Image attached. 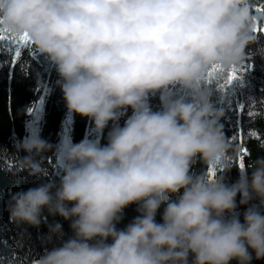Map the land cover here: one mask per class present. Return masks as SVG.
<instances>
[{
  "label": "clouds",
  "instance_id": "obj_1",
  "mask_svg": "<svg viewBox=\"0 0 264 264\" xmlns=\"http://www.w3.org/2000/svg\"><path fill=\"white\" fill-rule=\"evenodd\" d=\"M253 6L252 0H0V35L26 38L55 70L68 120L78 115L91 123L78 143L65 135L53 146L26 128L14 151L0 148L13 162V177L40 180L6 202L9 222L21 229L15 247L23 264L264 259V155L241 170V145L221 122V104L235 92L224 90L227 75L246 63L253 46L261 48ZM37 87L46 85L38 80ZM152 97L159 98L158 110ZM30 108L17 116L31 115ZM257 119L264 120V105ZM257 147L264 152V139ZM48 152L58 182L45 167ZM233 168L240 175L228 183ZM130 205L137 215L118 227ZM55 217L68 222L70 235ZM42 223L43 243L52 247L31 256L24 251L27 228Z\"/></svg>",
  "mask_w": 264,
  "mask_h": 264
},
{
  "label": "trees",
  "instance_id": "obj_2",
  "mask_svg": "<svg viewBox=\"0 0 264 264\" xmlns=\"http://www.w3.org/2000/svg\"><path fill=\"white\" fill-rule=\"evenodd\" d=\"M252 14L257 17V36L261 46L259 53L253 46L246 61L245 66L249 67L246 71V78L249 87L253 88V94L256 101L264 105V17L255 12V8L264 0H252ZM17 47L21 51V56L16 58V64H12ZM32 55H35V60ZM27 74V75H26ZM38 80L45 84L46 88L41 90L37 87ZM57 75L42 57H36V53L31 51L27 45H14L8 51L2 50L0 53V148L7 149L9 152L14 151L13 144L26 135V128H36L39 130L41 137L55 146L62 136H68L73 143H78L90 134L91 123L87 118H81L76 115L71 121L67 118V109L62 98L59 87H56ZM156 102L160 101L155 99ZM151 104V103H150ZM30 105L33 112L31 115L17 116V111ZM153 110H157L151 104ZM243 109L239 108V111ZM131 112L129 111L128 115ZM124 120L120 121L123 125ZM226 136L235 137L232 139L241 145V157L244 165L251 159L259 155H264L257 147V142L264 139V120L255 118L246 128L243 127L242 118L236 120V126L231 131L224 127ZM108 129H105L104 138L100 143L103 145L106 141ZM255 133V135H252ZM245 151L247 155H245ZM25 153H18V157H23ZM47 159L45 167L48 170L49 177L58 182L56 169L53 167L55 159L52 152L46 153ZM238 161V166L239 162ZM13 162L7 157L0 156V264H23L19 260L22 252H18L15 247L17 236L21 229L9 222V214L6 210V202L10 194L17 191L27 190L40 183L35 177H29L27 173H20L13 177L8 170L12 169ZM239 169L233 168L225 177L228 183L235 182L239 178ZM239 196L237 197V202ZM245 206H241L238 211L243 213ZM162 211V210H161ZM137 215L136 206L130 205L124 210V219L118 225L123 227ZM53 218H49V223ZM63 225V230L70 235L68 222L60 217L54 218ZM159 213L157 220L159 221ZM26 227V226H25ZM47 233V223H42L37 228H27V238L25 240L24 251L31 256H38L45 247L51 248V244H44L43 237ZM235 264V262H233ZM252 264H264V259L253 260Z\"/></svg>",
  "mask_w": 264,
  "mask_h": 264
},
{
  "label": "rangeland",
  "instance_id": "obj_3",
  "mask_svg": "<svg viewBox=\"0 0 264 264\" xmlns=\"http://www.w3.org/2000/svg\"><path fill=\"white\" fill-rule=\"evenodd\" d=\"M14 45H17L15 40L5 39L4 41H0V53L3 49L8 51ZM32 56L35 60L36 59L35 55ZM245 64L241 65L240 68L237 70L236 74L240 77V79L234 81L232 85L224 86V90L235 89L234 95L230 94L226 96L224 102L221 104V106L225 107V112H226V116L221 122L224 124L225 128L231 131L236 126V120L240 118H242L243 127L246 128L249 123H251L255 118H257L259 107L262 105L260 102L258 103L256 100H253L251 103H249L248 99H246L249 96H251L253 99H255V97L253 94V88L249 87L248 85V81L246 78V71H248L249 67H246L247 64L246 66ZM242 80H243V88L238 89L237 85L239 81ZM156 98L159 99L158 97L150 98V103L154 105L158 110L159 102L155 101ZM218 98H219L218 96H214L213 100L215 101ZM241 104L244 105V108L242 111L240 110V112H238ZM249 111L253 112L254 115L249 116L248 115Z\"/></svg>",
  "mask_w": 264,
  "mask_h": 264
},
{
  "label": "snow or ice",
  "instance_id": "obj_4",
  "mask_svg": "<svg viewBox=\"0 0 264 264\" xmlns=\"http://www.w3.org/2000/svg\"><path fill=\"white\" fill-rule=\"evenodd\" d=\"M255 12L259 13L260 16L264 17V3H261L258 7L255 8ZM256 17V16H255ZM256 24H257V17H256ZM256 31H258L257 27H256ZM259 31H264V28H260ZM6 38L3 35H0V41H4ZM16 43L18 45L23 44V45H27V40L26 38L20 40V41H16ZM21 56V51L19 49V47H17L16 52H15V57L12 59V64L15 65L16 64V58ZM237 70H234L233 72L229 73L227 75L226 81H225V85H232L234 81H237L240 79V77L236 74ZM240 108L243 109L244 105L241 104ZM33 111V109H29V112L31 113ZM249 116L254 115L253 112L249 111L248 113ZM252 135H255V133H252ZM232 139H235V137H232ZM245 155H247V152L245 151L244 153ZM239 167L241 168V170H243L244 168V163L243 160L241 159L239 162ZM211 175H215V173H210Z\"/></svg>",
  "mask_w": 264,
  "mask_h": 264
}]
</instances>
